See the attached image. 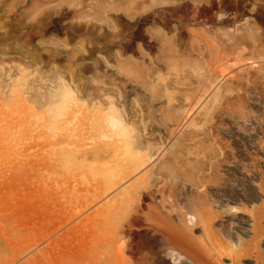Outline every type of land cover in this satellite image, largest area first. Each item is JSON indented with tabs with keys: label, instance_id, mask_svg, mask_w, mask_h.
Instances as JSON below:
<instances>
[{
	"label": "rangeland",
	"instance_id": "obj_1",
	"mask_svg": "<svg viewBox=\"0 0 264 264\" xmlns=\"http://www.w3.org/2000/svg\"><path fill=\"white\" fill-rule=\"evenodd\" d=\"M189 1L0 0L1 263L76 250L90 216L139 219L161 264L163 215L191 264H264V0Z\"/></svg>",
	"mask_w": 264,
	"mask_h": 264
},
{
	"label": "bare ground",
	"instance_id": "obj_2",
	"mask_svg": "<svg viewBox=\"0 0 264 264\" xmlns=\"http://www.w3.org/2000/svg\"><path fill=\"white\" fill-rule=\"evenodd\" d=\"M187 1H189V0H187ZM191 1H193L197 4L198 9H197V15L196 16L201 17V18L203 16V17H207L209 20L211 19V13L215 9V2H213L212 0H191ZM241 1H244L245 4H250V2L252 0H241ZM217 3H220V2H217ZM183 7H184V5H183ZM256 7H258V6H256ZM251 8H252V6H251ZM248 12H250V11H248ZM179 14H181L180 10H179ZM181 15H183V14H181ZM179 16L180 15H178V17ZM261 17H262L261 20L264 24V14H262ZM223 18H225V17H223ZM200 21H201V19H200ZM177 22H179V21H177ZM227 22L229 23L230 21H227ZM163 25H164V23H163ZM184 37H186V36H184ZM66 92L68 94H70L69 91H66ZM67 93H65V95H64V92H63L64 98L66 97V95L68 96V97H66V99L71 97ZM71 99H72V102L75 100V98L73 96L71 97ZM71 99L69 98L68 100H71ZM65 101H67V100H65ZM69 102L71 103V101H69ZM74 102H76V101H74ZM36 115H38V114H36ZM36 115H34V118L37 119L38 117ZM76 115L77 114L75 113V116ZM20 117H22V116H19V118ZM31 119H32V117L30 118V121H31ZM110 119L112 120L111 116H110ZM115 119H117V118H115ZM70 123H71V120H70ZM120 123H122V122L120 121ZM112 125L114 127V124H112ZM40 127H41V125H40ZM38 129H39V127L36 130L38 131ZM74 131H76V130H74ZM30 133H32V131H30ZM73 136H75V135H73ZM107 136L108 135L105 134L103 137H107ZM108 137L110 138V136H108ZM111 176H113V174H111ZM109 190H108V192L111 191V190L110 191ZM104 193H106V192H104ZM148 199H149V197H148ZM91 204L93 205L94 203L92 202ZM121 204H122V202H121ZM97 212L99 213V211H97ZM99 214H101V212ZM104 216H105V214H104ZM75 219H79V217L75 218ZM103 219H104L103 217H99V219H97V217L94 219H92V217H90V216L85 217V220H90V221L92 220V222H94V225H95L92 228H90L88 231H79V232L75 231L74 226L65 227V229L62 227L64 229V231L58 237L65 236V235H70V236L74 235L73 237L77 238L78 245L76 246L77 249L74 251L68 252L66 254L57 253L56 250L54 248L52 249V247H51L53 242L48 243V241L46 240V242L48 244L46 243L47 246H44L45 247L44 249H40L38 252L33 253V254L30 253L25 258L20 257L22 253H17L16 251H13L11 259L9 257V259H6L2 263L3 264H143V261L137 260V255L139 254V247L140 246H139V243L137 242V239H136L137 236L139 235L140 229L142 228L141 221L137 218H133L130 221V224H131L130 228L121 229V231H119V232H108L107 230L102 229L103 228V226H102L103 225ZM147 220L150 223L158 226V227L156 226V228L154 227L156 230L153 228V230H155V238H153V239L157 242V246L159 247L158 248L159 249L158 254H157L159 262L161 264H173L174 260L172 262L171 259L175 258V259H178L177 262L180 264H188L189 261L184 260L185 258L182 256L181 251L185 250V249H189L190 248L189 244H191V242L188 240V238L180 230H178V227L174 226L173 220L170 217L163 216V215H153V216L148 217ZM82 221H83V219L79 220V222H82ZM75 222H78V221L76 220ZM239 223L242 224L243 226L247 225L246 222H244L243 220H240ZM241 229L243 230V228H241ZM153 230H152V232H153ZM58 232H60V231H58ZM61 232H62V230H61ZM150 236H152V235H150ZM145 237H147V235ZM125 238L128 239L127 245H125L124 244L125 241H123ZM55 240H57V239H55ZM121 241H123V242L121 243ZM43 243L44 242H42V244ZM216 250L217 249H215V251ZM217 251L219 253V249ZM230 251H232V248L230 249ZM230 251L228 254H231ZM190 252L194 253V250H190ZM234 253L236 255H239L240 254L239 249H238V252L236 250V252H234ZM228 254L226 253V255H228ZM235 254H234V256H235ZM218 255H220V254H218ZM221 256H222V254H221ZM231 256H232V254L228 258H230ZM22 257H23V254H22ZM223 257H225L224 254H223ZM227 257H225V258L227 259ZM217 260L218 259H216V261ZM2 263L0 261V264H2ZM191 263L192 262H189V264H191ZM175 264H177V263H175ZM197 264H214V263H212L211 261L205 260L203 258H200V260L197 262ZM215 264H218V263H215ZM220 264H221V262H220Z\"/></svg>",
	"mask_w": 264,
	"mask_h": 264
}]
</instances>
